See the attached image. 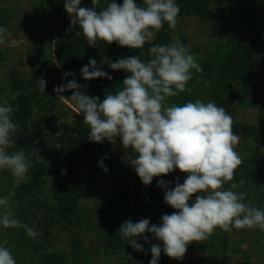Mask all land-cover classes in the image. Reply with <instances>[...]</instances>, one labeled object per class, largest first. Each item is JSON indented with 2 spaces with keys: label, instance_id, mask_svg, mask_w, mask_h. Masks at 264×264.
I'll return each mask as SVG.
<instances>
[{
  "label": "rangeland",
  "instance_id": "1",
  "mask_svg": "<svg viewBox=\"0 0 264 264\" xmlns=\"http://www.w3.org/2000/svg\"><path fill=\"white\" fill-rule=\"evenodd\" d=\"M115 2L123 4V0ZM64 3L65 0H0V27L11 33L5 34V43L0 44V101L7 99L13 106L12 121L17 125L12 134L16 143L8 151L22 148L32 161L28 179L19 185L9 170L0 169V198L15 192L11 197L14 217L38 233L29 237L22 227L0 225V244L8 241L6 247L16 264H149L151 246L159 244L163 249V242L146 232L147 242L137 239L144 251H136L118 230L126 220L136 223L147 218L150 226L159 225L163 215L177 212L166 204L164 195L177 181L182 184L187 173L174 169L144 185L129 163L136 153L125 149L117 137L114 144L106 139L92 142L88 150L102 145L107 157L118 159L121 166L116 164L112 170L121 171L118 179L121 185L127 184V190H118V185L106 180L75 182L78 168L73 162L74 127L80 124L87 131L89 126L84 123V114L78 113L67 98V91L73 90L54 91L69 81L56 61L57 44L71 23ZM135 3L142 5L143 0ZM176 3L180 7L176 27L170 28L165 22L151 43L163 45L178 40L189 47L202 71L191 70L192 78L186 85L191 88L190 94L185 91L168 98L166 103L183 105L199 99L219 106L210 93L220 94L222 104L228 101L225 109L233 117V132L240 138L235 151L242 162L233 181L225 183L224 188L243 180L244 184L234 191L245 192V203L251 201L252 206L264 210V0ZM150 46L146 43L143 48L130 49L113 42L97 67L108 75L117 74V86L122 87L130 73L112 70L109 62L138 55L147 61ZM40 78H50L45 93L35 88ZM69 78L77 79L81 91L86 87V94L100 101L106 92L121 89L99 78L85 80L80 74ZM98 79L104 83L101 92L95 89ZM160 180L166 182L165 187L158 186ZM71 182L76 185L62 192L63 186ZM127 191L132 214L124 215V209L119 215L122 208L114 207L113 202ZM200 194L206 195L193 194L190 206ZM158 264H264V231L233 228L225 232L217 227L207 240L190 243L179 260L162 250Z\"/></svg>",
  "mask_w": 264,
  "mask_h": 264
},
{
  "label": "clouds",
  "instance_id": "2",
  "mask_svg": "<svg viewBox=\"0 0 264 264\" xmlns=\"http://www.w3.org/2000/svg\"><path fill=\"white\" fill-rule=\"evenodd\" d=\"M99 2L92 0V7H81V0H65V11L71 17L68 31L79 25L81 31L75 33L76 37L83 35L92 47L98 41L109 45L116 42L130 49L149 43L150 58L142 61L138 55L109 62L112 70H124L130 75L124 78L120 90L106 92L103 101L87 95L86 87L81 91L82 86L74 79L54 91L73 90L70 100L75 102L77 112L84 114L90 141L102 143L106 139L114 144L119 137L125 149L136 153L129 163L144 185L174 169L187 173L182 184L177 181L164 195L166 204L177 212L163 215L159 225L150 226L147 218L136 223L125 221L118 233L128 238L136 251H144L137 239L147 242L144 234H153L163 242V249L159 244L151 246L149 264H158L162 250L179 260L190 243L207 240L217 227L225 232L233 228L264 231V210L252 206L251 201L245 203V192L234 191L244 181L224 188L225 183L233 181L242 162L235 151L240 138L233 132V117L211 101L197 99L170 106L166 103L168 98L185 91L190 94L191 88L186 85L192 78L191 70L202 71L189 47L178 40L163 45L151 43L165 22L170 28L176 27L180 12L176 0H143L142 5L135 0H123L122 5L111 0L97 12ZM5 34L11 35L6 27H0V44L5 43ZM69 75L74 73H64V77ZM81 76L85 80L105 76L112 79L92 59L81 69ZM36 84L45 93L46 81L40 78ZM14 110L7 99L0 101V169L9 170L19 185L28 179L32 161L22 148L8 151L16 143L12 139L17 128L12 121ZM104 171H108L106 167ZM158 186L165 187L166 182L160 180ZM196 193L206 195H197L190 206L188 202ZM14 195L9 192L0 198V225L22 227L29 237H35L38 233L13 215ZM7 244V240L0 244V264H16Z\"/></svg>",
  "mask_w": 264,
  "mask_h": 264
},
{
  "label": "trees",
  "instance_id": "3",
  "mask_svg": "<svg viewBox=\"0 0 264 264\" xmlns=\"http://www.w3.org/2000/svg\"><path fill=\"white\" fill-rule=\"evenodd\" d=\"M104 1V3H103ZM107 0H100L99 2V8L97 9V12L100 11V9H103L107 6L108 3H106ZM110 3V2H109ZM81 7H92V0H81ZM81 31L79 28V25H77L74 29L71 31H64L63 38L59 41L57 44V51H56V61L58 66H60V69L63 73L70 72L81 75V69L87 65L90 59L96 60L97 62L102 60L103 54L106 50V48L109 46L106 42L98 41L95 47L89 46L87 43L86 38L81 35L79 37H76L75 33ZM58 66H54L56 69H59ZM44 70V68H43ZM70 76V75H69ZM67 76V80H71L70 77ZM110 76L112 77L111 80L105 77H100L99 79H102V82L108 83L113 88H122L118 87V78L117 74L111 73ZM98 79V80H99ZM77 80V79H74ZM46 86H48L50 82V78H46ZM68 82V81H67ZM104 83H101V80H99V84L96 85L95 89H98L100 92L102 91ZM36 90L39 89V86L35 87ZM35 91V89H34ZM67 98L70 100V97L73 94V91H67ZM210 95L215 99L217 103H219L220 107H223L225 109V106L227 105L228 101H224L222 104L223 97L218 93H210ZM72 101V100H70ZM74 104L75 102L72 101ZM226 110V109H225ZM75 129V136L76 139L73 143L74 145V151L75 155L73 156L75 163H77V172L78 181H75L76 183H90V182H99V181H109L112 182L115 185H118V190H127V184H120L122 182L118 179V177L121 178V171H115L112 170L113 166L116 164H119L121 166V163L118 162L117 158L113 157H107L108 154L103 153L104 147L102 145L95 150L93 148L92 150H88L89 144L92 143L88 139L89 136V130H85L84 127L80 124H76L74 127ZM86 146V148H85ZM101 148V149H100ZM95 150V152H94ZM101 150V153H100ZM71 159V156H68V160ZM101 163L103 167L101 166ZM104 167L107 168V172L104 171ZM124 170L122 169V172ZM75 173V175H76ZM125 180L124 178L122 179ZM76 183L71 182V184L67 183L63 186L64 192L67 187L75 186ZM143 183V182H142ZM65 189V190H64ZM147 190V189H146ZM151 190V189H149ZM152 191V190H151ZM130 191H127L126 195L125 192L122 193V196L119 195V197H116V201L113 202L114 207L122 208L121 210H118L119 215H122L121 212L123 211L124 215H130L132 214V200H130L129 196ZM66 194V193H65ZM65 195L63 198V202H65ZM69 201V200H68ZM127 221V220H126Z\"/></svg>",
  "mask_w": 264,
  "mask_h": 264
}]
</instances>
